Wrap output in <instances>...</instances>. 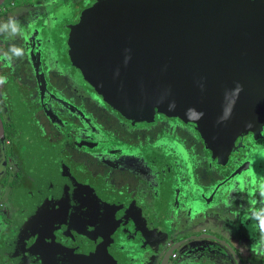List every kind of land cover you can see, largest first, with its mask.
<instances>
[{"label":"flooded vegetation","instance_id":"flooded-vegetation-1","mask_svg":"<svg viewBox=\"0 0 264 264\" xmlns=\"http://www.w3.org/2000/svg\"><path fill=\"white\" fill-rule=\"evenodd\" d=\"M95 1L0 5V264H264V122L121 115L69 55Z\"/></svg>","mask_w":264,"mask_h":264},{"label":"water","instance_id":"water-1","mask_svg":"<svg viewBox=\"0 0 264 264\" xmlns=\"http://www.w3.org/2000/svg\"><path fill=\"white\" fill-rule=\"evenodd\" d=\"M68 44L72 65L127 118L177 115L217 142L264 122L261 1L96 0Z\"/></svg>","mask_w":264,"mask_h":264},{"label":"rangeland","instance_id":"rangeland-1","mask_svg":"<svg viewBox=\"0 0 264 264\" xmlns=\"http://www.w3.org/2000/svg\"><path fill=\"white\" fill-rule=\"evenodd\" d=\"M183 259L182 255H181V250H179V260L181 261ZM249 261H251L253 264L256 263V260L250 259Z\"/></svg>","mask_w":264,"mask_h":264},{"label":"trees","instance_id":"trees-1","mask_svg":"<svg viewBox=\"0 0 264 264\" xmlns=\"http://www.w3.org/2000/svg\"><path fill=\"white\" fill-rule=\"evenodd\" d=\"M96 2V1H95Z\"/></svg>","mask_w":264,"mask_h":264}]
</instances>
